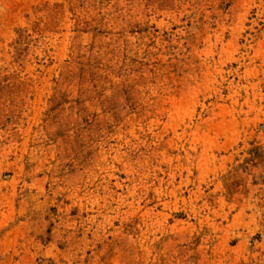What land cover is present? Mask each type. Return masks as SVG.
I'll list each match as a JSON object with an SVG mask.
<instances>
[{
    "label": "rangeland",
    "instance_id": "374dc122",
    "mask_svg": "<svg viewBox=\"0 0 264 264\" xmlns=\"http://www.w3.org/2000/svg\"><path fill=\"white\" fill-rule=\"evenodd\" d=\"M0 264H264V0H0Z\"/></svg>",
    "mask_w": 264,
    "mask_h": 264
}]
</instances>
